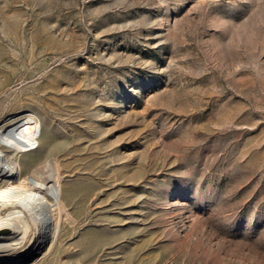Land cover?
Segmentation results:
<instances>
[{"label": "rangeland", "instance_id": "374dc122", "mask_svg": "<svg viewBox=\"0 0 264 264\" xmlns=\"http://www.w3.org/2000/svg\"><path fill=\"white\" fill-rule=\"evenodd\" d=\"M16 148L58 166L37 264H264V0H0Z\"/></svg>", "mask_w": 264, "mask_h": 264}, {"label": "bare ground", "instance_id": "6f19581e", "mask_svg": "<svg viewBox=\"0 0 264 264\" xmlns=\"http://www.w3.org/2000/svg\"><path fill=\"white\" fill-rule=\"evenodd\" d=\"M57 168L55 159L46 157L25 169L17 148L0 149V264H37L58 238L55 212L65 209Z\"/></svg>", "mask_w": 264, "mask_h": 264}]
</instances>
